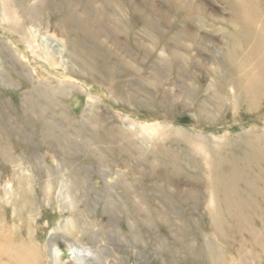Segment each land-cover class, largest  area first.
Instances as JSON below:
<instances>
[{"label":"rangeland","instance_id":"rangeland-1","mask_svg":"<svg viewBox=\"0 0 264 264\" xmlns=\"http://www.w3.org/2000/svg\"><path fill=\"white\" fill-rule=\"evenodd\" d=\"M17 1L40 11L48 43L83 53L93 70L78 77L62 66L49 67L0 25V264H24L6 248L7 241L33 256L28 264H209L204 239L223 244L206 223V187L183 175L168 176L172 161L183 162L179 150L184 143L166 139L165 151L155 153L151 140L143 142V137L167 123L230 136L264 130L252 114L215 111L219 100L210 96L214 88L202 96L211 113L224 114L227 128L200 126L194 107L185 106L192 101L185 89L194 87L189 71L206 89L214 80L206 72L217 70L216 60L230 43L212 28L191 26L199 32L201 46L184 43L180 51L188 64L183 70L182 60L164 61L167 53L159 49L164 46L154 51L150 38L151 32L167 33V51L176 48L171 37L184 25L170 28L175 13H168L167 0H133L157 23L150 30L125 15L122 0ZM192 1L210 17H230L220 0ZM159 10L168 15L164 18ZM7 47L21 62L5 55ZM68 56L63 59L79 71V63ZM116 85L120 91L112 88ZM234 119L241 126L233 127ZM138 123L152 125L135 136L149 146L146 158L124 150L123 139L108 140L104 134L114 126L133 132ZM24 176L32 186L25 185ZM8 181L9 199L3 197ZM24 195L32 199L30 210H21ZM154 213L171 224L164 225ZM185 224L195 232L188 243L181 233Z\"/></svg>","mask_w":264,"mask_h":264},{"label":"bare ground","instance_id":"bare-ground-1","mask_svg":"<svg viewBox=\"0 0 264 264\" xmlns=\"http://www.w3.org/2000/svg\"><path fill=\"white\" fill-rule=\"evenodd\" d=\"M220 1L230 11L228 19L219 20L206 15L192 0H167V8L170 11L168 13H175L169 20L170 28L173 30L179 25L184 27L171 37L176 48L169 52L164 44L168 43L170 36L167 33L153 36L151 32L154 51L157 45H163V48H159L164 54L167 53V57L163 60L170 65L174 61L182 60L185 66L182 68V65L181 69L184 70L187 69L188 64L180 51L184 43L190 42L201 46L198 39L199 32L190 29L191 26L199 29L212 28L213 32L221 33V37L230 44L222 54V58L217 57V70L206 72L214 80L203 89L201 78L189 71L194 87L190 90L185 89V94L192 100L185 106L194 107L196 113L193 116L200 126L227 128L229 125L223 120L224 114L220 117L211 113L206 106L208 99L202 96L203 92L210 94V90L214 88L216 92L210 96L219 100V108H214L215 111L221 114L231 108L234 113L252 114V120H260L264 124V0ZM121 3L124 9L127 8V13L124 14L130 17L133 23L140 20L148 30L156 26L155 21L136 8L133 0H122ZM159 11L164 18L168 15L164 10ZM40 14L36 7H29L26 2L0 0L1 27L10 35L17 37L35 57L42 59L52 68L62 66L68 73L78 77L93 70L92 63L83 53L69 52L67 46L56 47L47 42L39 22ZM3 47L5 49V45ZM8 50L5 55L21 60L11 47ZM70 54L79 63V71L69 66L63 59ZM132 72L133 68L129 67L128 73ZM108 78L110 85L115 83L111 76ZM160 83L158 81L155 84L159 90L163 88ZM114 86L113 89L120 91L117 85L116 88ZM231 125L241 126V122L239 119H234ZM136 126L138 129L133 131L134 133L120 126H114L111 128L112 131L111 129L104 131V134H108V140L123 139L126 144L124 150L146 158L149 154V146L145 147L139 142L140 139L139 141L135 139V136L152 128V125L138 123ZM147 134V137H143V142L151 140L155 153L165 151L166 146L163 145V141L166 139L183 142L184 147L179 150L183 162L177 164L172 161L173 165L169 169L168 176L183 175L189 182L206 187L205 210L209 218L206 223L214 232L216 239L223 244L219 246L209 238L204 239L208 263L264 264V130L246 129L230 136L227 132L224 135L195 133L167 123L156 125V128ZM173 157L176 159L177 155ZM21 178L24 183L26 182L25 185L32 186L28 177ZM10 184L8 181L4 187V198L11 197ZM23 190L26 192L25 188ZM31 200L29 196L24 195L21 210H30ZM154 216L164 225L171 224L170 220L161 213H154ZM181 233L186 239L185 243H188L189 237L195 235L194 230L186 224L181 228ZM5 246L9 251H14L15 256L20 257L24 264H28L27 261L32 262L33 256L30 253L21 254L23 248L12 246L8 241L5 242ZM34 256L35 259L36 256L40 257L38 252Z\"/></svg>","mask_w":264,"mask_h":264}]
</instances>
